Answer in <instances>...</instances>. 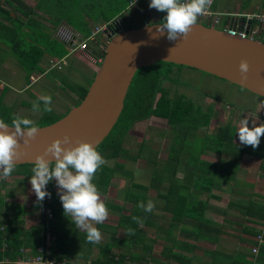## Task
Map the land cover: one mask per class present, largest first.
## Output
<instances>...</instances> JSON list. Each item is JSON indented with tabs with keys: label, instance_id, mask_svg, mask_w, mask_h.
Listing matches in <instances>:
<instances>
[{
	"label": "crops",
	"instance_id": "obj_1",
	"mask_svg": "<svg viewBox=\"0 0 264 264\" xmlns=\"http://www.w3.org/2000/svg\"><path fill=\"white\" fill-rule=\"evenodd\" d=\"M7 1L11 3L10 6L7 5L10 15L0 16V99L2 97V103L13 109L14 116L17 115L20 108L22 110L32 109L30 101L32 99L36 101L39 96L44 94L52 97V111L53 101L56 99L64 100L61 101L63 106L69 108L76 105L78 94L68 90L72 73L67 72L68 74L63 76V83H66L65 79L68 82L64 88H61L63 83L60 80H55L48 81L49 86L52 83V92L44 93L43 87L41 90L36 89L35 92H32V89L38 86L44 77L56 70L50 68L51 60L63 59L65 62L72 54L69 52V54L66 53L65 56L60 57V53L66 50V47L61 45L55 37L59 28L65 27L77 34L87 31L89 35L94 26L117 20L120 16L125 17L126 12L130 10L132 13L130 16L127 15L124 20L137 25L142 24V26L159 23L164 16L157 10L149 8L150 0L140 1L133 6H130L129 3L133 1L130 0L125 10L119 8L114 14L108 13L107 16H89L92 13L86 10L75 17L69 14L61 19L54 16L50 7L46 8L40 4L42 0H19L21 4L14 3L12 0ZM118 1L123 2V0ZM53 2L60 3L58 0ZM263 9L264 0H214L211 6V10L219 14V25L222 27L232 24L242 15L260 12ZM136 14H138L137 20H135ZM78 16L80 19L76 21ZM110 16L112 19L103 20L104 17L109 18ZM90 20L96 21L90 23ZM208 22L205 21L206 24ZM263 34L264 27L259 36L262 37ZM98 41H105V37H98ZM21 46H26L27 49ZM37 50L38 52H36ZM90 50L95 53L96 49L90 48ZM21 51L26 53L29 51L31 55ZM23 58L27 61L21 62ZM28 63L38 67L37 70L30 72V75L21 66ZM90 64L92 68L88 69L94 76L97 70H94L95 65ZM57 71L63 72V68ZM89 75L88 73L86 77ZM89 85L84 88H88ZM72 86L79 85L73 83ZM253 96L257 99H254L252 103L251 99L247 98L243 101L242 108L234 104L222 103L208 94H206V98L203 96L198 101L199 104H203L205 113L203 116L206 118L207 124L200 123L196 128L191 127L184 132L200 130L207 134L212 133L215 139L210 140L213 142L212 144L216 143L218 148H209L207 138H204L202 146L195 151L189 147L186 149L181 146H177L176 149L171 148L172 153L165 162L167 165L165 181L161 187H152L151 191L155 195L164 194V190L167 188L165 191L173 189L176 193L183 195L181 198L185 202L182 208L183 215L180 219L176 216L179 199H175L172 202L174 204L167 209H164L163 203L161 204L158 200L156 208L153 210L157 217H153V214L152 220L154 218L158 220L157 223L163 225L164 229L159 234L157 228L153 226L149 229L154 230L155 235L149 239L145 235L146 243L152 244L150 256L144 257L151 259L150 264L252 263L251 249L256 243V235L264 226V135L261 136L258 147L253 149L251 146L242 145L236 132L240 127L241 119L248 120L247 126L250 129L264 123V99ZM195 142L194 139L185 141L190 147L195 146ZM159 158L157 159L159 160ZM208 181H215L212 189L207 184ZM105 204L109 210L108 218L103 224L94 223L93 226L98 228L101 233L110 234L111 238H104L106 241L103 243H92L91 245L82 243V246L77 244L79 241L74 242V250L81 256L78 257L80 259L76 263L72 261L73 264H78L77 262L82 260L86 264L98 259L100 246L111 243L114 236L119 240L124 239V236L119 237L124 233V230L120 228L116 234L111 230L100 229L102 225L112 229L117 227L118 218L115 214H112L116 219L115 225L112 226L110 223V211H114L111 208L112 205L121 203ZM26 210L29 213L24 212L20 215L14 210V204L5 203L0 206V231L3 232L7 229L14 231L15 227H21L28 231L31 229L36 231L37 228H40L42 226L41 203L40 207L33 212L30 207H27ZM11 211H14V214ZM191 211L192 213L196 211V215L202 211L203 215L200 219L192 220L190 219ZM26 214L32 216L29 219L32 220V224L26 223L28 220L25 221L23 217ZM37 215L38 219L33 218ZM36 222H39V225H36ZM28 225L29 227H27ZM44 233L41 238H39L40 236L33 238L43 243L42 246L36 247V244H27L20 248L18 253L9 250L6 243L0 245V264H24L42 256V250L48 247L52 241L51 233ZM160 241L163 243L161 246H157ZM262 251L264 255V243L259 247L257 264L258 259L261 260L259 255ZM125 252L127 251L123 245L115 244L110 253L118 255ZM84 256H87L86 260ZM262 264H264V258Z\"/></svg>",
	"mask_w": 264,
	"mask_h": 264
},
{
	"label": "trees",
	"instance_id": "obj_2",
	"mask_svg": "<svg viewBox=\"0 0 264 264\" xmlns=\"http://www.w3.org/2000/svg\"><path fill=\"white\" fill-rule=\"evenodd\" d=\"M63 1L67 2L71 0ZM129 1L130 0H123V2H119L118 0H110V3H113L111 8L112 11L110 12V14H114L119 8L125 10L128 6ZM12 2L21 4L19 0H12ZM86 2L88 3L85 6L86 10L89 11H92L95 8H101L104 5H109V2L107 0H103V2L102 0H86ZM78 3H81V1L77 0L76 3H74V1L67 2L64 6L61 7L63 8L64 12L67 13V16H69L70 9H72L73 6L78 7ZM7 5L10 6L11 3L7 0H0V16L5 14L10 15ZM110 19H112L111 16L109 18H103V20ZM117 20L120 22L121 26L123 27V30H130L133 28L142 27V24L137 25L136 23L126 22L124 20V16H120ZM88 33L89 32L86 31V33L82 34L87 37ZM66 51L69 52V50L66 48V50H63V52L60 53V57L65 56ZM21 52L26 53L25 51ZM36 52H38V50ZM99 52L100 56L103 57L104 51ZM26 54L31 55L29 51ZM21 66L26 72H28L29 75L30 72L38 69L37 66L30 65V63L22 64ZM173 68L186 67L177 66L171 63L158 62L149 68L140 69V73H138V75L137 72L139 70L136 72L133 81L127 91L124 100L123 110L119 116V119L117 120L109 136L96 148L98 152H101L103 154V157L106 160L112 158H123L129 159L132 162H136L138 159L143 157V145L146 144L144 142H141L137 153H135L134 155L130 154L128 150L122 148V142L124 141L125 136L136 123L141 122L143 120H147L153 117L164 121L166 125L170 127L180 124L179 130L183 129L181 130V133L191 127L196 128L200 124L195 120L198 118L196 116H193V103H191L186 97L182 95L170 97L169 89L163 86V82L170 80V75ZM238 88L244 90L243 88ZM68 90L78 94V101L76 105L79 104V102L85 97L87 93V88H83L81 86H68ZM1 100L2 97L0 99V119L4 120L10 125L11 119L14 116L13 109L6 107ZM44 114L45 118L44 120H42L43 123L42 125H40V127L50 125L60 119V117L53 116L52 112ZM202 123L207 124V120L205 119ZM147 152L150 153L151 151L148 150ZM146 161L151 167V174L147 185H144L143 183H134L130 176L131 174L126 173V175H128L130 178V186L124 194V201L121 204L111 206V208L114 209V214L118 218L117 227H115V229L113 228V231L116 234V231L119 228L124 230L123 235L127 237V239L124 238L119 240L116 236H114L113 241L111 243H107L104 246H100L99 258L96 260H92L90 263L87 264H122L126 259H129L132 264H150L151 259L144 258L147 255L150 256V253L152 252V244H150L149 242L146 243L145 241L146 229H149L150 227L154 226L157 228L158 233L161 234L163 232L164 226L159 225L157 223L158 220H156L155 218L154 220H152V215L154 214L153 211L151 213H145L141 209H138L136 207L138 202L143 201L146 203L148 200H152L155 203L156 208V204L159 200L161 204L163 203V208L167 209L168 207H170V205L174 204L172 202L175 201V199H179L177 201L179 203L176 206V216L178 219H180V217L183 215L182 208L184 207L185 203L183 202V200H181V198H183V195H181L180 193H176L173 189L165 191L167 190V188H164V194L158 193L157 195H146V192L152 187L156 188L161 187L163 185L167 172V165H165V163L159 164L158 162L160 161L158 159L147 158ZM31 166L34 165L26 164L15 166L16 168H23L26 170L25 172L21 173L17 172V174H20L21 176L31 174L27 172V169ZM122 167L124 166L120 164H116L114 168L102 166V168L96 173L95 176L98 175L99 179H102L101 181L103 182L104 186L108 187L111 183L112 178L116 176L115 173L117 172V169L121 170ZM4 201L5 199L3 200V202ZM53 201H56V197L54 194L52 196V199L50 200L51 205L47 204V208L52 213V218H46V223L41 220L42 226L39 228V235L35 230L32 229L31 231L24 230L21 227H15L14 231H12L11 229H7L3 232L0 231V245L6 243L9 250H13L14 252L18 253L20 251V248L25 247V245L27 244H36V247L42 246L43 243H40V241L34 240L33 238H36L35 236H40L39 238H41L44 232H50L52 236V241L50 242L48 247L43 249L45 261H54L56 263L63 262L66 264H73L74 262L76 263V261L80 259L78 257H80L81 254H76L77 252L74 250V242L81 241L83 244L85 243L89 245H91L92 243L87 242L86 233L81 232V230H79V228L71 222L70 218L69 220H67L66 224H64L63 221H60L62 218V214H60L59 210L56 209V207L58 206L55 205ZM57 203L59 202L57 201ZM195 212L196 211H194L193 213L192 211L190 212V219H200L202 217V211H199L197 215L195 214ZM133 216L140 217L144 220L142 227L132 220ZM154 216L157 217L156 214H154L153 217ZM69 222L72 226L74 225V231H71L66 228V226H69ZM128 228L133 229L135 234H127ZM9 231L11 232L9 233ZM10 234H12V236H10ZM115 244L123 245L126 248L127 252L118 255H111V249L115 246ZM38 254L40 253L38 252ZM259 257H261V260L258 259V264H262L264 258L263 251L261 252ZM84 258L86 260L87 256H84ZM255 264H257V262Z\"/></svg>",
	"mask_w": 264,
	"mask_h": 264
},
{
	"label": "water",
	"instance_id": "obj_3",
	"mask_svg": "<svg viewBox=\"0 0 264 264\" xmlns=\"http://www.w3.org/2000/svg\"><path fill=\"white\" fill-rule=\"evenodd\" d=\"M157 24L122 29L114 36L106 37L108 43L102 63L85 97L56 122L37 127L35 138L27 146L23 143L24 138L18 137L20 158L15 161L16 166L34 165L36 156L43 155L53 141L65 136L71 142L79 140L97 148L119 119L136 72L158 62L200 71L264 99V44L260 38L239 39L215 26L197 23L186 38L170 41L166 32L159 36ZM242 60L248 64L243 80L238 71ZM72 146H76L75 143ZM45 159L54 162L50 155ZM44 190L47 192V187ZM46 209L44 200L43 222Z\"/></svg>",
	"mask_w": 264,
	"mask_h": 264
},
{
	"label": "rangeland",
	"instance_id": "obj_4",
	"mask_svg": "<svg viewBox=\"0 0 264 264\" xmlns=\"http://www.w3.org/2000/svg\"><path fill=\"white\" fill-rule=\"evenodd\" d=\"M53 1L54 0H42L40 4H43L46 8L50 7V9L53 11L54 16L57 19L67 17V13L64 12L61 6H64L67 2H71V1L64 2L63 0H58V3L60 2L61 4L60 3L56 4ZM72 1H74V3L77 2L76 0H72ZM80 1L81 3H78V7L73 6V8L70 9V14L72 15V17H75L76 15H80L81 12L86 11L85 6L88 3L86 2V0H80ZM94 1H98V0H94ZM112 4L113 3H110L109 1L110 8H109V5L107 6L104 5L101 8L99 7V8L93 9L91 11L92 13L91 16L99 17V16L107 15L108 13L112 11L111 10ZM131 13H132L131 10L129 12H126L124 19L126 20V16L127 15L130 16ZM159 13L161 15H165L164 13H161V12ZM137 18H138V14L135 15V20H137ZM79 19L80 17L78 16V19L77 20L75 19V20L79 21ZM161 20L162 19H160V21ZM94 21L90 20V23H93ZM200 24H206V23L200 22ZM221 27L222 25H218L215 28L219 29ZM78 34L81 35L82 37H85L81 33H78ZM258 38H260V40L264 42V34L262 35V37L259 36ZM21 47L24 49H27L26 46H21ZM66 53L69 54L68 51H66ZM52 54H55V53L52 52ZM25 61L27 60H25L24 58L21 59V62H25ZM90 63L80 53L70 54L65 61V66H63V72L62 71L58 72L57 69L52 71L50 75H48L47 77H44L40 81L38 86L32 89V92H35L36 89L41 90L42 87H43V90H45L44 93H46V91L52 92L51 90L52 83L49 86L48 81L51 82L55 80H60V82L63 83L64 80L62 78L63 76L65 77V75H67L68 73L73 74L71 78L72 80L71 81L69 80L70 82L68 83L65 79L66 83H63L61 85V88L66 87L67 83L70 86H72L73 83H76L79 86L84 88L85 86H87L88 84L92 82V79L94 77L92 72H90L89 70L91 67ZM99 67H100V64L95 65L94 70L95 71L98 70ZM88 73L90 75L89 77H86ZM138 73H140V70L137 72V75ZM163 86L169 89L170 97H173L176 95H182L184 97H187V99L193 103L194 105L193 116H196L198 118L195 120L199 123L204 122L206 118L203 116L205 114L203 111V104L201 103L199 104L198 101L202 99L203 96L204 98H206V94L213 97V99L220 100L222 103H229L230 105L234 104L235 106H238L239 108L243 107L242 103L247 98L251 99L252 103L254 99H257L256 97L253 96V94L249 93L248 91L239 89L237 86L232 85L224 80H221L211 75H206L200 71L191 70L188 68H173L171 75H170V80L163 82ZM57 92L60 93L59 91ZM33 101L35 100L32 99L30 101L31 106H32ZM61 101H64V100L56 99L53 101V111L51 112L53 116L55 117L61 118L64 116L63 114H65L66 111H69L71 109L67 106H63L62 104L63 102ZM44 115L45 114L43 113H35L32 111V109L22 110V108H20L18 109L16 116L30 119L34 122L36 127H40V125H42L43 123L42 120H44L45 118ZM179 125L180 124L175 125L176 127L175 126L170 127L166 125L164 121L157 119V118H149L147 120H143L141 122L136 123L131 128V130L128 132V134L125 136L124 141L122 142V148L125 150H128L130 154L134 155L135 153H137V150L139 149L141 142H144L146 144L143 145L144 146V149H143L144 153L142 154L143 157L141 158V160H137L136 162H132L129 159H123V158H112V159L106 160L107 163L104 166L114 168L116 164H120V165H123L124 167H122L123 169L121 168V170L117 169V172L115 173L116 176L113 177L111 183L108 186V189L107 187L104 186L103 182L101 181L102 179H99L98 175L95 176L93 183L96 184L99 192L101 193V199L105 203H112V204L122 203L124 201L123 200L124 194L129 189V186H130V178L128 175H126V173L131 174L130 176L134 183H143L144 185H147L150 174H151V167L146 161V159L154 158V155L156 153L158 154L157 157H160L159 158L160 162L158 163L164 164L166 160L168 159L167 157L172 153L171 148L176 149L177 146H181V148H184V149L189 147L195 151L202 146L204 142V138H207V145L209 146V148H212V147L218 148L216 143L212 144L213 142H211L212 139H215L212 136V133L207 134L205 131L203 132L200 130H197V131L190 130L189 132L181 133V130L183 129L179 130L180 129ZM208 138H209V141H208ZM190 139L196 140V142L194 143L196 144L195 146L190 147L188 143H185V141L190 140ZM148 150H150L151 152L148 153L147 152ZM100 154L103 156L101 152ZM32 167L33 166L27 169V172L31 173L29 175L21 176L20 174H17V172L21 173V172H25L26 170L23 168L15 167L14 171L7 179H0V204L1 206L4 205L5 203L14 204V210L17 213L19 212L20 215L24 212L29 213L26 210L27 207H30L31 212H33L35 209H38L40 207L41 201L37 200L35 193L32 191L31 184L29 183L31 175L33 174L31 171ZM137 172L139 173L138 175H137ZM52 182H53V186L51 184V181L47 185L49 187L48 192L50 191V197L52 195L53 190L56 193L57 197H59L57 194L58 189H57L55 179H53ZM214 183L215 181H208L207 184L209 185L210 189L213 188ZM154 194L155 193H153V195ZM146 195H152L151 189H149L146 192ZM4 199L5 201L3 202ZM53 203L58 206L56 207V209H58L59 213L62 214L61 216L62 218L60 221H63V223L66 224L69 218L71 220V217H66L64 215L63 208L61 207L62 205L60 206L59 203H57V199L56 201H53ZM48 205H51L50 202L48 203ZM48 211L50 210L47 208L45 215L49 213ZM11 212L14 214V211H11ZM114 213H115L114 211H110V215H111L110 223L112 226H114L116 223V219H114V216L112 215ZM23 217L25 218V221L26 219L28 220V222H26L27 224H32V220H29L30 218H32V216L26 214ZM33 218L38 219V215L34 216ZM45 218H49V217L46 216ZM36 225H39V222H36ZM27 227H29V225ZM66 228H68L71 231L75 230L74 225L72 226L71 223L69 224V226H66ZM100 229H107L111 231L114 230L112 228H106L104 225H102ZM79 230H81V232H85L83 229L79 228ZM36 232L38 233V235L40 234L39 228L36 229ZM101 234H102V239L100 240V243H103L104 241H106V239L104 238H111V235L106 232H103ZM154 235H155L154 230L146 229V237L148 239L149 237H153ZM121 236H124V235L121 234L119 237ZM124 238L127 239V237L125 236ZM162 243L163 241H160V243H158L157 246H161ZM77 244L79 246H82L81 241H79ZM43 253H44V250H42L41 257L45 259V256L43 255ZM35 260L37 261V258ZM126 261L131 264L130 260L126 259L124 263ZM83 262L84 260L79 261L77 263L84 264Z\"/></svg>",
	"mask_w": 264,
	"mask_h": 264
},
{
	"label": "clouds",
	"instance_id": "obj_5",
	"mask_svg": "<svg viewBox=\"0 0 264 264\" xmlns=\"http://www.w3.org/2000/svg\"><path fill=\"white\" fill-rule=\"evenodd\" d=\"M213 0H150L149 8L164 13L162 20L155 25L159 36L167 33V39L175 41L178 38H186L195 26L198 17L207 13ZM158 38V37H154ZM107 45L108 40L103 41ZM90 48H95L91 45ZM241 79H246L248 64L241 61L238 65ZM52 97L44 94L32 103V111L35 113H49L52 111ZM42 105V107H41ZM240 127L237 130L239 142L245 146L257 148L260 138L264 135V123L259 127L247 126L248 120L241 119ZM38 128L34 122L27 118L13 116L11 124L0 119V179H7L15 169L20 158V145L18 137H22L25 146L34 139ZM75 143L76 146H72ZM66 147H61V145ZM51 156L54 162L45 159ZM107 163L106 159L96 148L83 141L71 142L65 136L62 140H55L45 149L43 155L35 157L32 175L29 180L32 191L38 201H43L50 193L44 189L50 181L55 179L57 194L59 196L64 215L71 217V222L86 233V240L90 243H99L102 239L100 230L93 224L103 223L109 215V210L101 199L93 180L96 173ZM139 173L137 172V175ZM136 207L145 213H151L155 209V203L148 200L146 203L140 201ZM132 220L139 226H143L144 220L133 216ZM127 234L134 235L133 229L128 228ZM264 243V237L259 238ZM258 252V250H257Z\"/></svg>",
	"mask_w": 264,
	"mask_h": 264
},
{
	"label": "built area",
	"instance_id": "obj_6",
	"mask_svg": "<svg viewBox=\"0 0 264 264\" xmlns=\"http://www.w3.org/2000/svg\"><path fill=\"white\" fill-rule=\"evenodd\" d=\"M140 1L143 0H133L130 3V6H133ZM211 6L207 13L198 17L197 23L209 21L208 25L210 26L216 27L219 25L220 16L218 13H215L211 10ZM236 20L237 21H233L232 24H228L225 27H221L219 29L231 37H236L239 39H257L261 33V29L264 27V9L260 12L258 11L248 15H242V17H238ZM122 29L123 27L121 26L120 22L118 20H114L109 23L94 26L87 37H82L81 35L74 33L65 27L59 28L55 33V37L58 42L66 46L70 53H80L86 60L97 65L101 64L103 60V57L100 56L99 51H104L106 47L105 43L98 41V37H112ZM91 45L96 46L95 52L97 53H94L92 50H90ZM64 63L65 62L63 59L51 60L49 65L51 69L61 70ZM48 212L49 213L47 216L51 218L52 213L51 211ZM261 237H264V226L255 237L256 245L251 249L252 257L255 260H253L251 264L256 263L259 247L263 244L259 239ZM37 260L38 261L32 259L30 262H26L24 264H66L56 263L54 261H45V259L41 258V256L37 257ZM123 264L130 263L126 261Z\"/></svg>",
	"mask_w": 264,
	"mask_h": 264
},
{
	"label": "flooded vegetation",
	"instance_id": "obj_7",
	"mask_svg": "<svg viewBox=\"0 0 264 264\" xmlns=\"http://www.w3.org/2000/svg\"><path fill=\"white\" fill-rule=\"evenodd\" d=\"M263 44H264V42H263ZM151 118H153V117H151ZM158 154H156V155H154V158L155 159H157L158 157ZM138 160H141V158L140 159H138ZM113 179V178H112ZM112 181V180H111ZM51 184H52V186H53V182L51 181ZM52 186H51V188H52ZM46 187H47V192H48V190H49V187L46 185ZM107 189H108V187H107ZM52 191V190H51ZM107 192V191H106ZM48 193H50V191L48 192ZM53 194L55 195V197H56V199H57V201L59 202V205L61 206L62 204H61V202H60V199H59V197H57V195H56V193L54 192V190L52 191V195H51V197L50 196H46L45 198H44V200H46L45 202H46V205L50 202V200L52 199V196H53ZM48 199V200H47ZM44 200L41 202V214H43V203H44ZM62 207V206H61Z\"/></svg>",
	"mask_w": 264,
	"mask_h": 264
},
{
	"label": "bare ground",
	"instance_id": "obj_8",
	"mask_svg": "<svg viewBox=\"0 0 264 264\" xmlns=\"http://www.w3.org/2000/svg\"><path fill=\"white\" fill-rule=\"evenodd\" d=\"M46 201V200H45ZM48 213V212H47ZM47 216V215H46ZM46 223V222H45ZM45 234V233H44ZM38 261V260H37Z\"/></svg>",
	"mask_w": 264,
	"mask_h": 264
}]
</instances>
